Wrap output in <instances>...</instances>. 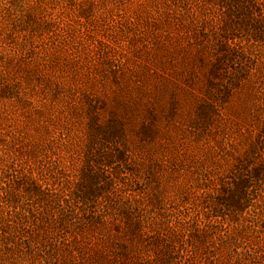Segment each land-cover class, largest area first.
<instances>
[{
    "label": "rangeland",
    "instance_id": "1",
    "mask_svg": "<svg viewBox=\"0 0 264 264\" xmlns=\"http://www.w3.org/2000/svg\"><path fill=\"white\" fill-rule=\"evenodd\" d=\"M263 225L264 0H0V264H264Z\"/></svg>",
    "mask_w": 264,
    "mask_h": 264
},
{
    "label": "trees",
    "instance_id": "2",
    "mask_svg": "<svg viewBox=\"0 0 264 264\" xmlns=\"http://www.w3.org/2000/svg\"><path fill=\"white\" fill-rule=\"evenodd\" d=\"M241 173L240 171H235V174L233 175V177H231V184H240V182H242L241 180ZM264 228V225H263Z\"/></svg>",
    "mask_w": 264,
    "mask_h": 264
}]
</instances>
